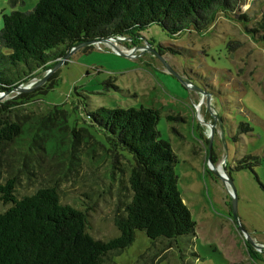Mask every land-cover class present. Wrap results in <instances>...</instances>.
<instances>
[{
    "label": "rangeland",
    "instance_id": "obj_1",
    "mask_svg": "<svg viewBox=\"0 0 264 264\" xmlns=\"http://www.w3.org/2000/svg\"><path fill=\"white\" fill-rule=\"evenodd\" d=\"M38 1L14 6L0 0V28L3 13L29 12ZM245 10L246 18L219 11L202 30L172 36L152 25L141 33L109 38L113 44H86L70 53L51 74L59 71L61 76L53 90L6 112L0 106V114L23 129L13 141L0 144V181L15 178L20 197L57 185L62 203L89 209L90 233L96 239L113 238L119 234L120 182L128 184L134 161L112 149L85 109L155 106L162 113V136L179 158V190L197 223L193 250L200 257L195 264H264V247H259L264 246V0H253ZM178 46L198 51L196 72L224 69L244 86H228L230 94L215 97L213 110L210 98L208 102L189 81L184 59L170 49ZM47 72L21 86L29 88ZM193 80L197 85L198 78ZM47 83L49 79L34 91ZM18 93H0V101ZM241 122L253 131L242 132ZM245 155L260 158V163L235 169ZM231 180L236 198L228 187ZM150 245L146 232L137 230L134 242L110 263L134 264ZM161 258L158 264H180L173 250H165Z\"/></svg>",
    "mask_w": 264,
    "mask_h": 264
},
{
    "label": "trees",
    "instance_id": "obj_2",
    "mask_svg": "<svg viewBox=\"0 0 264 264\" xmlns=\"http://www.w3.org/2000/svg\"><path fill=\"white\" fill-rule=\"evenodd\" d=\"M252 1L39 0L29 12L15 9L3 13L0 93L48 71L80 43L141 33L152 25L172 36L191 28L202 30L219 11L246 18L245 7ZM17 2L25 0H10L14 6ZM170 49L184 59L189 79L198 78L197 86L217 99L230 94L228 86H244L224 69L212 73L206 68V75L196 72L193 66L200 62L197 50L185 46ZM58 73L37 91H21L0 101L1 109L6 112L40 99L59 84ZM91 109L85 112L112 149L129 154L134 161L128 184L120 182L123 200L115 218L119 234L108 240L96 239L90 233L89 209L62 203L57 185L42 186L20 197L15 178L0 181V264H111L113 256L134 242L137 230L146 232L151 245L134 264H158L156 259L162 262L161 253L168 249L177 252L180 264H195L200 257L193 250L197 223L178 187V155L159 129L161 109L143 105ZM240 130L251 132L253 128L241 122ZM22 133L21 124L0 114V144ZM259 163L260 158L245 155L235 169H252ZM188 249H192L189 260Z\"/></svg>",
    "mask_w": 264,
    "mask_h": 264
},
{
    "label": "water",
    "instance_id": "obj_3",
    "mask_svg": "<svg viewBox=\"0 0 264 264\" xmlns=\"http://www.w3.org/2000/svg\"><path fill=\"white\" fill-rule=\"evenodd\" d=\"M97 42H109V43H112V44H113V40H111V39H109V38H106V39H100V40H92V41H90V42H84V43H80V44L76 45V46L72 49V51H71L70 53H72V52L75 51L76 49H78V48H80V47H82V46H84V45H86V44H94V43H97ZM118 52L121 53V51H119V50H118ZM70 53H69L67 56H69ZM62 63H63V60H61L57 65H55V66H53L52 68H50V69L48 70L47 74H46L44 77H42L39 81H37V82L31 84L29 88H25V87H23V86L20 85V86H18V87H16V88L12 89L10 92H3V93H1V94H2V95H4V94H9V93L14 92V91H20V92H21V91H25V92H32V91H34L37 87H39L40 85L44 84V83L49 79V77L51 76V74L53 73V71H54L56 68H58ZM166 65H167V67H168L172 72L176 73L175 71H173V70L171 69V67L168 65L167 62H166ZM189 81H190L191 84L194 86V88H196V90L199 91V92L204 96V98H205L206 96L209 95V97H210V102H209V104L211 105L212 109L215 110V106H214V105H215V95H213V94L207 92L206 90L200 88L199 86L195 85L191 80H189ZM189 81L184 80V79L182 78V82L185 83V84L188 83ZM220 175H221V174H220ZM224 179L227 181L226 178H224ZM228 187H229V189L231 190V194L236 198V188H235L234 183H233L232 180L230 181V184L228 185ZM235 198H234V199H235ZM233 205H234V206H233V208H234V214H235V217H237L236 203L234 202ZM259 247H264V246H259Z\"/></svg>",
    "mask_w": 264,
    "mask_h": 264
},
{
    "label": "bare ground",
    "instance_id": "obj_4",
    "mask_svg": "<svg viewBox=\"0 0 264 264\" xmlns=\"http://www.w3.org/2000/svg\"><path fill=\"white\" fill-rule=\"evenodd\" d=\"M209 98H210L209 96H206V97H205V99H206L208 102H209Z\"/></svg>",
    "mask_w": 264,
    "mask_h": 264
}]
</instances>
